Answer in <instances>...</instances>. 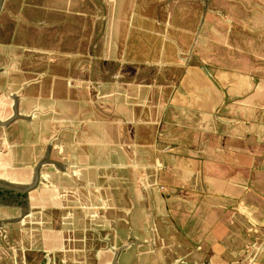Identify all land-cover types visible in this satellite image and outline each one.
<instances>
[{"label": "crops", "instance_id": "obj_1", "mask_svg": "<svg viewBox=\"0 0 264 264\" xmlns=\"http://www.w3.org/2000/svg\"><path fill=\"white\" fill-rule=\"evenodd\" d=\"M231 2L246 19L153 52L141 0H24L32 37L0 48V264H264V0Z\"/></svg>", "mask_w": 264, "mask_h": 264}, {"label": "rangeland", "instance_id": "obj_2", "mask_svg": "<svg viewBox=\"0 0 264 264\" xmlns=\"http://www.w3.org/2000/svg\"><path fill=\"white\" fill-rule=\"evenodd\" d=\"M144 8H146V14L149 16L150 14L153 15V19L155 17V14L159 15V24L157 23H150L149 20H142V25L146 29L143 34V42L144 46L143 49L147 51H154L155 47H159L162 45V40L164 42H167L168 39L174 38L181 41H184L185 44L187 43V38L182 34V27H186L190 25L192 34L190 35V45L197 46L199 43L198 40V32L202 31V25L207 21V31L213 30L214 26H223L224 30H227L226 27L228 24L217 22L216 18L217 16L220 17L221 14L224 16H231L235 17L237 19H246V14H248L249 10L245 6H242L241 2H231L232 5L227 6V4H230V0H141ZM173 1H184V3H173ZM152 2V4H151ZM23 3L24 0H0V48L4 47L8 40L11 39L14 31L17 33H20V38L22 40L28 41L32 37L31 32L28 30L23 29V22H22V16L27 14V16H30L29 10L26 13V11L23 13ZM158 5V6H157ZM255 6V5H254ZM189 7V8H188ZM97 10V6H96ZM169 10V11H168ZM222 10V11H221ZM251 11V10H250ZM38 15V13H36ZM171 15V16H170ZM19 16V19L17 18ZM211 22V23H210ZM240 25H244L241 22H238ZM159 27L157 32L153 30V33H150L151 27L153 26V29L156 27ZM167 25V29H165ZM69 27V26H68ZM178 28V29H177ZM244 28L240 27L239 30ZM102 30L103 26H98L96 29V36L98 39H96V44L100 45L102 44ZM245 31V30H244ZM197 32V33H196ZM257 33V30H256ZM37 34V33H36ZM38 35V34H37ZM34 38V33H33ZM12 40V39H11ZM85 40L79 39L78 44L83 45ZM74 43V41H72ZM212 43V42H211ZM5 48V47H4ZM173 49L171 43H169L166 46V50L169 52ZM149 53V52H148ZM144 58H150L151 62L157 61V56L154 54L152 56H148V54L143 55ZM165 56H168V61L174 59V56L171 54H164L163 58ZM100 57V56H98ZM162 57V55L159 56V58ZM38 56L36 55L35 59H24V61H37ZM79 60L81 63H85V60L83 57L79 56ZM162 59H160V63ZM5 64V60L0 58V65ZM100 64V66L95 67L96 74L99 72L101 73V58H97L95 60V64ZM150 63H142V77L144 78H152L156 76L155 71V65H151ZM172 67L170 65H166V68H163L161 70V76H167L170 78L171 73L173 70H171ZM113 68H111L112 70Z\"/></svg>", "mask_w": 264, "mask_h": 264}]
</instances>
